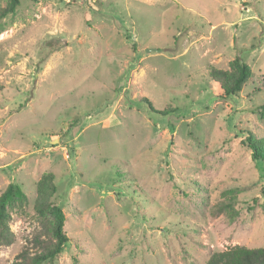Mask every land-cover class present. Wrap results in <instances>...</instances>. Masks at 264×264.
Segmentation results:
<instances>
[{"label":"rangeland","instance_id":"374dc122","mask_svg":"<svg viewBox=\"0 0 264 264\" xmlns=\"http://www.w3.org/2000/svg\"><path fill=\"white\" fill-rule=\"evenodd\" d=\"M0 25V195L18 184L29 200L0 264L33 249L45 173L69 238L47 264L264 247V161L243 143L264 138V0H21ZM235 58L253 76L221 99L209 73ZM231 196L233 221L213 213Z\"/></svg>","mask_w":264,"mask_h":264},{"label":"trees","instance_id":"16d2710c","mask_svg":"<svg viewBox=\"0 0 264 264\" xmlns=\"http://www.w3.org/2000/svg\"><path fill=\"white\" fill-rule=\"evenodd\" d=\"M21 0H8L7 8L0 12V20L13 14ZM1 26V25H0ZM3 27H0V33ZM209 76L218 88L221 99H230L238 96L250 82L253 73L251 67L240 58L230 63L229 70L211 69ZM152 113L167 116L172 109L158 110L147 98L142 100ZM260 115L264 118V106ZM252 151L255 161H264V138H257L249 134L243 142ZM57 192L55 176L45 173L36 184V199L34 203L37 233L31 240L32 250L24 249L18 258L11 264H47L55 260L63 251L69 238L64 231L65 214L61 206L56 205L54 196ZM236 197L231 196L229 201H223L213 207L216 216L225 215L230 221L238 217L234 208ZM29 200L18 184H9L0 195V248L10 247L16 241V235L11 229L12 214L23 212ZM206 264H264V247L247 248L234 246L226 251L215 252Z\"/></svg>","mask_w":264,"mask_h":264},{"label":"water","instance_id":"95a60500","mask_svg":"<svg viewBox=\"0 0 264 264\" xmlns=\"http://www.w3.org/2000/svg\"><path fill=\"white\" fill-rule=\"evenodd\" d=\"M151 51H154V52H157L156 50L154 49H149L148 52H151Z\"/></svg>","mask_w":264,"mask_h":264}]
</instances>
